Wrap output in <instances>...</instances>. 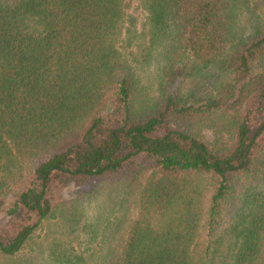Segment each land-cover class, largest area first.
Instances as JSON below:
<instances>
[{"label": "trees", "instance_id": "obj_1", "mask_svg": "<svg viewBox=\"0 0 264 264\" xmlns=\"http://www.w3.org/2000/svg\"><path fill=\"white\" fill-rule=\"evenodd\" d=\"M129 2L0 0V255L110 187L70 264H264V0Z\"/></svg>", "mask_w": 264, "mask_h": 264}, {"label": "rangeland", "instance_id": "obj_2", "mask_svg": "<svg viewBox=\"0 0 264 264\" xmlns=\"http://www.w3.org/2000/svg\"><path fill=\"white\" fill-rule=\"evenodd\" d=\"M127 12L136 17L137 29L142 30L145 13L139 0H130ZM150 70L149 75L144 72L145 80L154 76L152 65ZM203 132L210 135L209 130ZM70 193H64L61 199ZM116 198L115 188L102 187L95 195L66 206L65 216L58 218L54 215L42 221L26 247L14 256L0 255V264H70L72 261L67 257L85 255L95 244L94 234L113 213ZM3 217V212H0V219ZM63 253L66 258H63Z\"/></svg>", "mask_w": 264, "mask_h": 264}]
</instances>
